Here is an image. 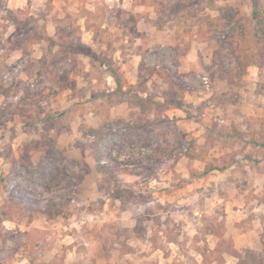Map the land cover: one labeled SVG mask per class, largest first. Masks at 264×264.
I'll return each instance as SVG.
<instances>
[{"label": "rangeland", "instance_id": "rangeland-1", "mask_svg": "<svg viewBox=\"0 0 264 264\" xmlns=\"http://www.w3.org/2000/svg\"><path fill=\"white\" fill-rule=\"evenodd\" d=\"M3 3L0 264H264V0Z\"/></svg>", "mask_w": 264, "mask_h": 264}, {"label": "trees", "instance_id": "trees-1", "mask_svg": "<svg viewBox=\"0 0 264 264\" xmlns=\"http://www.w3.org/2000/svg\"><path fill=\"white\" fill-rule=\"evenodd\" d=\"M144 100L139 98L133 102V105L140 110V112L145 113L148 111L151 107V105H155V103H149L145 102ZM214 169H223V167H217L211 164L205 165L204 173H206L208 170H214ZM11 200V206L13 212H22L26 207L27 203L23 200H19L16 198H10ZM34 216H36L37 211H33ZM46 216L50 217L52 213L60 214V210H46L42 211ZM216 236V244L215 247L212 249H209L207 245L200 247L198 249V253L201 256V263L202 264H224L225 259L223 258V254L226 253L233 258L236 259V264H258L259 262H262L260 258H257V256L253 253L250 249H242L238 250L234 247V244L231 240H227L224 237L221 236L220 233L217 231L211 232ZM261 243L263 245V251H264V233L261 237ZM190 264H194L190 262Z\"/></svg>", "mask_w": 264, "mask_h": 264}, {"label": "crops", "instance_id": "crops-1", "mask_svg": "<svg viewBox=\"0 0 264 264\" xmlns=\"http://www.w3.org/2000/svg\"><path fill=\"white\" fill-rule=\"evenodd\" d=\"M4 1V6L8 9V10H17V9H23L25 7L28 6V4L30 5V7H36L38 4V2H40L41 0H3ZM190 95L189 91H186L184 93V98H187V96ZM177 108V107H176ZM143 115L145 113H142ZM201 257V256H200ZM211 264H215V263H211ZM225 264V263H224Z\"/></svg>", "mask_w": 264, "mask_h": 264}, {"label": "built area", "instance_id": "built-area-1", "mask_svg": "<svg viewBox=\"0 0 264 264\" xmlns=\"http://www.w3.org/2000/svg\"><path fill=\"white\" fill-rule=\"evenodd\" d=\"M202 86L204 89H209L210 88V82L207 78V76L202 77Z\"/></svg>", "mask_w": 264, "mask_h": 264}, {"label": "clouds", "instance_id": "clouds-1", "mask_svg": "<svg viewBox=\"0 0 264 264\" xmlns=\"http://www.w3.org/2000/svg\"><path fill=\"white\" fill-rule=\"evenodd\" d=\"M9 31H11V29H9Z\"/></svg>", "mask_w": 264, "mask_h": 264}]
</instances>
